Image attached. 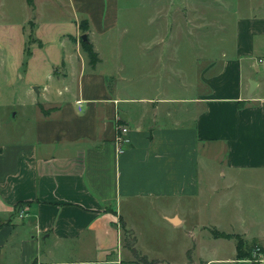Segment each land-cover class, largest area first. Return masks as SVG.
I'll list each match as a JSON object with an SVG mask.
<instances>
[{
    "label": "crops",
    "instance_id": "0c3cea01",
    "mask_svg": "<svg viewBox=\"0 0 264 264\" xmlns=\"http://www.w3.org/2000/svg\"><path fill=\"white\" fill-rule=\"evenodd\" d=\"M38 1L26 0L22 30L36 40L28 57L23 40L21 62L42 73L24 87L20 128L0 126V264H142L125 229L156 264H264L214 235L264 247L242 207L226 203L249 177L241 171L264 170V0L248 1L230 34L173 26L155 46L151 30L119 27L120 0H64L69 14L47 23ZM160 3L170 15L183 0ZM9 68L20 57L4 62L0 51V80ZM120 126L129 142L117 141Z\"/></svg>",
    "mask_w": 264,
    "mask_h": 264
},
{
    "label": "rangeland",
    "instance_id": "374dc122",
    "mask_svg": "<svg viewBox=\"0 0 264 264\" xmlns=\"http://www.w3.org/2000/svg\"><path fill=\"white\" fill-rule=\"evenodd\" d=\"M63 1L39 0L37 3L39 17L47 23L48 21L68 15L69 8ZM162 1L165 3V0H120L119 27L122 30L124 28L151 30L152 35L144 39H146L147 44L151 43L153 46L161 44L158 41L160 36L155 35L158 33V30L172 28L173 26L192 30L196 29L201 32L213 29L217 35L224 31L225 34H230L228 29L232 31L236 15L248 10L247 7L250 5L248 1L257 0H183L182 4H168L170 15H166L164 12L163 14L157 12V8H159L157 6H160V2ZM176 1L181 2V0H174V2ZM31 12V8L26 0H0V25L2 24L5 27L0 28V51L3 54L4 62L5 60H14V57H20V70L9 68L8 78L2 76V80H0V126L5 127L7 131L11 132L20 128V125L24 122L20 114V104L23 102V97H25L23 96L25 95L24 87L29 85L30 78L34 76L35 78H39L42 73V71L38 72L37 68L29 70L27 55L24 58L26 61L21 62L23 60V40L26 38L27 41L31 35L36 34L35 28L33 32L28 31L27 26L26 32L22 30L28 19L32 17ZM225 22L228 24V28L224 30L222 25ZM30 39L32 41L36 40L34 36H31ZM204 39L206 42H212L216 46L221 41V37H215L213 34H209ZM47 40L49 45H53L51 39L47 38ZM165 44L167 45L168 41L162 43V45ZM30 48L32 50L31 44ZM215 50L216 47L213 46L212 51ZM260 65L264 64L259 63ZM259 68L262 67L260 66ZM16 112H18L17 115ZM241 172L242 174H247L249 177L240 180L233 187V194L226 203H229L235 209L241 206L242 209L239 212L249 221L247 227H249L251 232L264 236V185H262L264 184L262 183V180H264V170L251 169ZM253 183L257 185V188L249 186ZM212 200L217 203L221 202L219 201V197L217 199L213 197ZM234 229L237 231L243 230L240 227H234ZM187 230H191V228H187ZM160 231L163 233V230ZM192 236L194 235L191 233L188 236V240L191 242H193ZM126 237L127 239H131V234L126 233ZM260 253L262 252L260 251ZM260 253L254 252V256L256 257L253 260L254 262L261 261L260 256L262 254ZM149 261L152 264L157 263L154 260Z\"/></svg>",
    "mask_w": 264,
    "mask_h": 264
},
{
    "label": "trees",
    "instance_id": "16d2710c",
    "mask_svg": "<svg viewBox=\"0 0 264 264\" xmlns=\"http://www.w3.org/2000/svg\"><path fill=\"white\" fill-rule=\"evenodd\" d=\"M28 2L31 5L34 4V0H28ZM80 26L84 32L89 29V23L87 20L81 21ZM31 36L29 37L28 42L26 44V48H25L27 57L30 56L31 54V48H30V44L32 42V40L30 39ZM80 41H81L82 47L88 53L90 63L93 66H95L97 62L100 60V57L98 55V52L95 50L93 43L90 41L88 37L86 39L81 38ZM39 43L41 44V42ZM239 104L242 105L243 101H240ZM125 232L131 234V239H127L126 237L125 244L132 249L138 262L142 264H152L151 261H149L145 255H142L140 251L135 247L136 238L134 234H132V232L128 229H125ZM214 235L217 237H234L236 239V248H237L238 258H249L251 260H254L256 258L254 256V252L257 250V248H260V251L264 252V247L261 245L260 242L256 240H252V241L247 240L240 234L227 233V232L215 229Z\"/></svg>",
    "mask_w": 264,
    "mask_h": 264
},
{
    "label": "built area",
    "instance_id": "2783aa9c",
    "mask_svg": "<svg viewBox=\"0 0 264 264\" xmlns=\"http://www.w3.org/2000/svg\"><path fill=\"white\" fill-rule=\"evenodd\" d=\"M256 61L258 63H264V56L257 57L256 58ZM79 102H81V101H79ZM118 129H119L118 130L119 132H118V135H117V141L120 142V143L121 142L122 143L123 142H129L130 141V138L128 137V134H127L128 133V128L125 127V126H120ZM22 214H23V212L20 213L21 216H22ZM256 252L257 253H260V248H257ZM260 260L263 261V257L262 256H260Z\"/></svg>",
    "mask_w": 264,
    "mask_h": 264
},
{
    "label": "water",
    "instance_id": "95a60500",
    "mask_svg": "<svg viewBox=\"0 0 264 264\" xmlns=\"http://www.w3.org/2000/svg\"><path fill=\"white\" fill-rule=\"evenodd\" d=\"M82 37H83V39H86L87 38V35L86 34H83ZM255 84H256V81H254V80H251L250 81V89H249V93H248V96L249 97H251V94H252V91L254 89Z\"/></svg>",
    "mask_w": 264,
    "mask_h": 264
}]
</instances>
